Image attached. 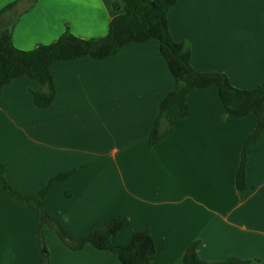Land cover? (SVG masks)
<instances>
[{"label":"crops","instance_id":"obj_1","mask_svg":"<svg viewBox=\"0 0 264 264\" xmlns=\"http://www.w3.org/2000/svg\"><path fill=\"white\" fill-rule=\"evenodd\" d=\"M15 1L0 0V11ZM113 3L37 0L14 28V45L33 51L66 32L104 38L124 13ZM168 20L172 39L189 46L198 72L225 74L239 89L264 82V0H179ZM50 71L56 85L50 107L36 106L42 86L30 77L6 85L0 96V161L12 187L38 194L76 171L52 185L45 204L74 238L121 215L135 228L150 227L156 264H183L196 242L209 263L235 257L264 264V132L251 148L247 188H237L246 142L258 127L254 113L234 117L217 87L193 89L188 116L178 119L175 107L172 133L152 148L160 105L176 86L158 40L128 44L103 60L55 62ZM44 232L58 264H122L90 244L69 249L51 227ZM39 234L37 211L0 186V243L30 239L39 250ZM131 241L128 228L113 240Z\"/></svg>","mask_w":264,"mask_h":264},{"label":"trees","instance_id":"obj_2","mask_svg":"<svg viewBox=\"0 0 264 264\" xmlns=\"http://www.w3.org/2000/svg\"><path fill=\"white\" fill-rule=\"evenodd\" d=\"M179 0H114V8L122 7L124 13L114 18L109 34L93 41L79 39L66 32L58 42L39 47L33 51L18 49L13 42V31L21 16L36 4L37 0H17L0 11V96L3 88L13 81L30 77L42 86L34 92V101L39 108H48L56 98V85L50 67L55 62L76 60L89 56L103 60L118 54L131 43H145L152 39L160 42V52L170 72L175 78V89L160 105L159 116L150 136V146L154 148L172 133L171 111L180 109L177 118L189 114L187 97L193 89L217 87L226 111L234 117H244L254 113L258 127L248 138L243 152L242 163L237 177V188H247V162L254 146L264 132V82L253 89H239L232 85L222 73H201L192 66V52L186 43L175 42L169 30V14ZM24 6H21V5ZM22 8H21V7ZM76 171L60 174L38 194H25L12 187L5 173V165L0 161V186L15 200L33 207L39 215L40 245L48 253L45 228L56 230L62 242L72 250H82L87 244L99 251L115 254L122 264H156L157 248L149 226L135 228L126 216H114L95 224L91 232L82 238H74L64 225L46 208V199L54 183L68 180ZM125 228L132 232L128 246H117L113 240ZM198 242L186 251L183 264H248L231 257L225 261L209 263L202 260L197 252Z\"/></svg>","mask_w":264,"mask_h":264},{"label":"rangeland","instance_id":"obj_3","mask_svg":"<svg viewBox=\"0 0 264 264\" xmlns=\"http://www.w3.org/2000/svg\"><path fill=\"white\" fill-rule=\"evenodd\" d=\"M215 73H218V72H215ZM58 183H62V182H58ZM25 194H32V193H25ZM53 230L56 232L55 229ZM56 234L58 235L57 232ZM39 243H40V234H39ZM46 247L48 249V253H45L44 250H42L41 245L39 247V250H32V240L30 239H27L26 241H6L4 245L3 243H0V264H58L57 263V253L58 252L52 249L50 244L47 242H46Z\"/></svg>","mask_w":264,"mask_h":264}]
</instances>
